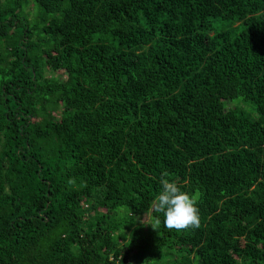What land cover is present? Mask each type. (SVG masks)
<instances>
[{
	"label": "trees",
	"instance_id": "16d2710c",
	"mask_svg": "<svg viewBox=\"0 0 264 264\" xmlns=\"http://www.w3.org/2000/svg\"><path fill=\"white\" fill-rule=\"evenodd\" d=\"M33 2L0 0V264H264V0Z\"/></svg>",
	"mask_w": 264,
	"mask_h": 264
},
{
	"label": "clouds",
	"instance_id": "9594fccd",
	"mask_svg": "<svg viewBox=\"0 0 264 264\" xmlns=\"http://www.w3.org/2000/svg\"><path fill=\"white\" fill-rule=\"evenodd\" d=\"M155 211L162 214L164 226L168 229L182 230L200 225L196 199L169 180L162 181V188L156 197ZM160 222L157 218L156 223Z\"/></svg>",
	"mask_w": 264,
	"mask_h": 264
},
{
	"label": "rangeland",
	"instance_id": "374dc122",
	"mask_svg": "<svg viewBox=\"0 0 264 264\" xmlns=\"http://www.w3.org/2000/svg\"><path fill=\"white\" fill-rule=\"evenodd\" d=\"M33 2V0H32ZM34 6L36 7V12L35 14L32 16V18L29 20V24L30 25H37V24H40V20H41V15L43 14L41 12V10L39 9V7L33 2V5H31L29 7V10H33ZM50 17V16H48ZM62 77L63 79L65 80L67 78V76L63 73L62 74ZM232 107H234V105H232ZM141 223H145L146 225H150L152 223V220H151V213H145L143 216H142V219H141ZM148 227V226H147ZM130 239V237H128V239H124V241H128ZM153 245V251L157 250V245L155 244H152ZM161 258L162 260L165 258V256L163 254H161ZM148 259V256L146 255L142 260H141V263H144L146 260ZM137 260H135L134 262H136Z\"/></svg>",
	"mask_w": 264,
	"mask_h": 264
}]
</instances>
